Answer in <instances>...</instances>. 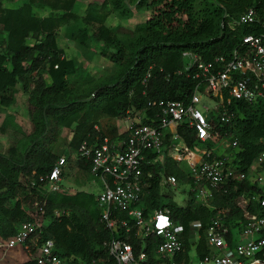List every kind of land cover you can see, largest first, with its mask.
Instances as JSON below:
<instances>
[{
    "label": "trees",
    "instance_id": "obj_1",
    "mask_svg": "<svg viewBox=\"0 0 264 264\" xmlns=\"http://www.w3.org/2000/svg\"><path fill=\"white\" fill-rule=\"evenodd\" d=\"M254 9L255 21L235 24L247 8ZM136 19L129 30L120 24ZM264 0H0V136L5 131L19 133L16 143H0V236H14L20 222L30 219L35 204H43V221L35 242L51 239L55 252L69 262L112 264L101 246L112 237H124L134 252L142 250L150 258L160 242L154 234L142 240L134 229L111 231L98 219L96 195L82 190L90 177V161L79 154L81 142L123 137L117 120L127 110L158 112V100L186 101L195 79L185 69L182 53L195 54L200 61L227 53L245 33L264 31ZM121 22V23H120ZM74 42L90 57L95 47L106 59L109 69L99 75L82 67L75 56L67 55L56 43V35ZM146 73L148 76L145 77ZM24 96L25 115L30 131L24 133L14 115L6 112L15 101V93ZM227 123L215 121L222 137L236 139L232 152L234 178L212 191L208 204L196 201L190 190L183 205H177L160 193L161 177L173 175L186 183L184 168L164 157L147 169L150 189L143 199V211L160 207L177 225L183 238V251L173 259L186 258L190 244L197 258L208 251L204 233L213 219L238 233L244 211L264 216V183L257 186L247 170L263 149L264 101H233L227 108ZM72 128L65 149L55 151V142L64 128ZM180 135L191 145L192 130L180 127ZM226 132V134H224ZM64 164L58 183L70 177L73 192L47 189V174L58 157ZM150 156V155H149ZM255 171L264 174V160ZM238 174H242L240 179ZM237 178V179H236ZM245 198L241 208L238 197ZM197 224L196 239L186 241L190 223ZM264 236V232H263ZM225 239L233 246L234 238ZM107 260V261H106ZM22 264H34L27 259Z\"/></svg>",
    "mask_w": 264,
    "mask_h": 264
},
{
    "label": "built area",
    "instance_id": "obj_2",
    "mask_svg": "<svg viewBox=\"0 0 264 264\" xmlns=\"http://www.w3.org/2000/svg\"><path fill=\"white\" fill-rule=\"evenodd\" d=\"M254 21V9L249 7L234 23ZM260 25L264 27V21ZM182 55L187 58L184 68L191 69V77L196 80L186 101L158 100L159 110L154 114L144 108L127 110L120 119L123 137L83 141L78 147L79 154L90 161V173L100 182L95 199L98 219L104 227L124 232L133 228L134 236L140 240L148 234L160 240L153 249L152 258L142 250L134 252L126 236L102 242L112 264H188V260L173 259L183 250V238L178 235L177 225L166 210L143 211V199L150 189L151 172L147 167L155 160L171 158L184 168L188 179L184 185L188 184L194 199L207 205L212 191L234 178L232 158L215 154L208 144L218 141L234 150L237 145L231 134L227 133L226 138L218 134L215 121L209 115L227 123L231 117L227 108L233 101H264V31L243 34L227 53L215 55L208 61H200L189 52ZM202 98L207 99L208 104L203 103ZM180 127L192 130L191 145L180 135ZM261 143L263 149L250 164L254 168L264 160V137ZM64 162L60 156L51 167L46 176L48 190L61 189L58 181ZM241 177L242 174L237 175L238 179ZM251 181L261 186L264 177L256 173ZM163 183L176 188L178 181L173 175H165ZM44 203L35 204L29 212L30 219L19 223L13 237L3 240L0 236V247L9 249L20 244L34 264H86L79 259L69 262L59 256L51 239L35 242L43 224ZM245 203L243 198L238 201L241 208ZM259 204L264 205V198H260ZM243 216L245 221L236 237L219 219H213L204 233L209 249L195 264H264V216L245 211ZM196 230L197 224L190 223L185 237L187 242L195 241L189 234ZM228 233L234 238L232 247L225 239Z\"/></svg>",
    "mask_w": 264,
    "mask_h": 264
},
{
    "label": "rangeland",
    "instance_id": "obj_3",
    "mask_svg": "<svg viewBox=\"0 0 264 264\" xmlns=\"http://www.w3.org/2000/svg\"><path fill=\"white\" fill-rule=\"evenodd\" d=\"M82 2L86 0H81ZM146 14V13H144ZM144 14L139 15L138 17H135L130 19L126 22V24H120L119 30L125 31L129 30L130 26H132L133 23H135L136 19H143ZM121 23V22H120ZM56 43L59 47L64 48L65 53L67 55L75 56L79 61L82 62V67L87 69L91 74L93 75H99L104 73L107 69H109L110 65L106 59L98 55L99 47H95L93 54H91L90 57L86 56L83 51L74 44V42L68 38H66L62 32V30H59L56 35ZM16 101L15 103L10 106L6 110V112H11L14 115V119L16 123L21 127V130L24 133H27L30 131V124L28 122V119L25 115V103L24 99L25 96L20 92L17 91L15 93ZM202 102L208 104V100L205 98H202ZM2 111L0 115L3 113ZM123 121L117 120V126L119 128H122ZM70 128H64L60 132V136L55 142L54 150L59 151L65 149V145L69 139ZM20 137L19 133L11 132L10 130L5 131L3 136H0V143L2 144V147L8 143H16L18 138ZM220 142H213L209 143L208 147L218 155H224L227 156L229 159L231 158L230 152L226 151L225 145L219 144ZM226 143V142H225ZM64 157V155H61ZM254 165L250 166V168L247 171V177L249 180H252V178L256 175V173H259L261 176L264 177L263 173L255 171ZM93 177H90L88 182L85 185H82L80 188L82 190L88 191L90 193H93L96 195L100 191V184L97 180H92ZM70 177H66L61 180V186L62 189L66 192H73L77 187L74 185L71 186ZM187 187V188H186ZM186 189H188V186L184 184L177 183V187H173L170 185H164V183L161 184L160 192L163 195V198H170L172 201H174L177 205H183L185 198H186ZM47 222V221H46ZM192 232H195V230H192ZM196 239V233L189 234V238ZM187 263L188 264H195L198 261L197 256L195 255L194 248L192 244L189 245L187 249ZM29 256L24 251L22 245L18 244L14 246L13 248L6 249L4 247H0V264H22L26 259H28ZM211 264V263H209Z\"/></svg>",
    "mask_w": 264,
    "mask_h": 264
},
{
    "label": "crops",
    "instance_id": "obj_4",
    "mask_svg": "<svg viewBox=\"0 0 264 264\" xmlns=\"http://www.w3.org/2000/svg\"><path fill=\"white\" fill-rule=\"evenodd\" d=\"M144 15H145V14H144ZM133 18L135 19V17H133ZM121 129H122V128H120V130H121ZM226 135H227V134H226ZM224 137L226 138V136H224ZM224 137H223V138H224ZM227 147H228V146H227ZM227 147H225V149H226ZM230 155L233 156V153L230 152ZM231 158H232V157H231ZM159 161H160V160H159ZM161 162H162V161H160V163H161ZM248 169H249V168H248ZM247 171H248V170H247ZM254 172H255V171H254ZM163 177H164V176L161 177V180H162V181L160 182V188H161V184L163 183ZM93 178L99 182V180H98L96 177H93ZM94 179H92V180H94ZM186 183H187V182H186ZM188 183H190V182H188ZM99 184H100V182H99ZM182 184H185V183H182ZM60 186H61V185H60ZM186 186H188V184H187ZM186 188H187V187H186ZM81 189H82V188H81ZM188 190H189V186H188V189H186V192H187ZM160 193H161V192H160ZM97 194H98V193H97ZM97 194H96V195H97ZM240 198H243V197H242V196H239V197H238L237 204H238V201L240 200ZM164 199H165V198H164ZM243 199H245V198H243ZM170 200H171V199H170ZM238 205H239V204H238ZM239 206H240V205H239ZM156 208H158V207H156ZM159 208H160V207H159ZM98 216H99V212H98ZM43 224H46V221H44ZM229 231H232V230H229ZM234 232H235V230H234ZM237 235H238V233H235V237H236ZM192 246H193V245H192ZM193 248H194V246H193ZM187 249H188V248H187ZM182 251H183V250H182ZM194 251H195V250H194ZM25 252H26V251H25ZM27 255H28V254H27ZM186 255H187V250H186ZM195 255H196V253H195ZM152 256H153V255H152ZM150 258H152V257H150ZM187 258H188L187 256H186V258H183V257H182V259H184V260H188ZM26 260H27V259H26ZM26 260H25V261H26Z\"/></svg>",
    "mask_w": 264,
    "mask_h": 264
}]
</instances>
